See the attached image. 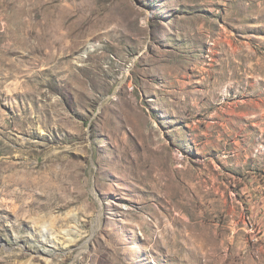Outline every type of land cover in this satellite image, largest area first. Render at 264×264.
I'll return each mask as SVG.
<instances>
[{
	"label": "rangeland",
	"instance_id": "rangeland-1",
	"mask_svg": "<svg viewBox=\"0 0 264 264\" xmlns=\"http://www.w3.org/2000/svg\"><path fill=\"white\" fill-rule=\"evenodd\" d=\"M0 264H264V0H0Z\"/></svg>",
	"mask_w": 264,
	"mask_h": 264
}]
</instances>
